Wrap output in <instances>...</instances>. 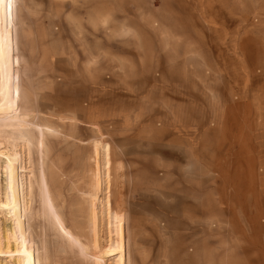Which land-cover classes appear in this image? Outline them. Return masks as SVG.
Segmentation results:
<instances>
[{
  "label": "rangeland",
  "instance_id": "rangeland-1",
  "mask_svg": "<svg viewBox=\"0 0 264 264\" xmlns=\"http://www.w3.org/2000/svg\"><path fill=\"white\" fill-rule=\"evenodd\" d=\"M23 3L28 126L0 127V204L17 153L38 264H114L107 194L124 264H264V0ZM17 234L0 207V264H17Z\"/></svg>",
  "mask_w": 264,
  "mask_h": 264
},
{
  "label": "bare ground",
  "instance_id": "bare-ground-1",
  "mask_svg": "<svg viewBox=\"0 0 264 264\" xmlns=\"http://www.w3.org/2000/svg\"><path fill=\"white\" fill-rule=\"evenodd\" d=\"M24 0H0V127L6 129H12L16 132H22L27 126L28 121L22 116V114L16 113L17 111H23V104L30 100L29 93L25 90V85L20 80V57H19V28L21 22V15L25 9L23 3ZM23 68V66H22ZM20 100L21 106L14 111V107L18 106ZM22 108V109H21ZM63 109L72 111L71 113H76L78 108L73 106H62ZM85 119H88L85 115ZM55 132L52 128L46 126L41 130L43 135V146L46 144L45 136L47 133ZM49 136V135H48ZM95 152L99 151V144L95 145ZM103 151V157L105 161L104 169V178H107V183L110 179V159H109V147L101 148ZM5 153L0 152V155ZM9 166H8V176H9V191H10V200L8 203H1L0 207H4L11 210L12 215L14 216L15 227L17 230V236L13 238L7 237L6 247L7 250L10 249L11 241L14 240L16 243L15 251H8L18 255L15 259L17 264H38L37 256L35 252L29 247L27 243L26 235L22 232L23 229V217L20 212V203L18 200L17 194V184H16V172L15 166L18 162L19 155L8 154L7 156ZM50 176H44L43 178V197H46L47 200L53 201L56 197H52L53 189L50 186L52 184ZM95 189L97 190L100 186V181L96 180L94 182ZM109 188V187H108ZM52 189V190H51ZM107 193H110L108 190ZM108 198L105 201V207L113 222L114 230L110 232L114 234L115 239H112V244L109 247L110 253H117L118 259L114 264H124V218L121 214L114 213L111 210L110 195L107 194ZM25 211V209H24ZM56 218L61 226L62 231L70 235V233L63 226L62 222L58 218L56 213ZM96 264H101L100 261H96Z\"/></svg>",
  "mask_w": 264,
  "mask_h": 264
}]
</instances>
